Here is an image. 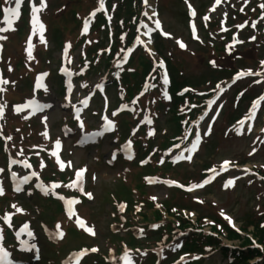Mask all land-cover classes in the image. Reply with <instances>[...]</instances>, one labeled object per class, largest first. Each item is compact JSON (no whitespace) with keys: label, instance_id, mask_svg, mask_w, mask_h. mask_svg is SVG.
Wrapping results in <instances>:
<instances>
[{"label":"rangeland","instance_id":"rangeland-1","mask_svg":"<svg viewBox=\"0 0 264 264\" xmlns=\"http://www.w3.org/2000/svg\"><path fill=\"white\" fill-rule=\"evenodd\" d=\"M67 0L58 1L57 4L52 3L53 0H49L50 9L49 11L46 10L41 17L42 24L44 26V30L48 31V34L45 36L48 39L47 46L50 48L53 46L51 43V39L53 38L54 30L57 28L59 29V35L63 34V28H69L68 22L70 19V15L68 13L65 14L66 10L65 8H62L61 5L63 2ZM210 0H187V2H191L193 5H195L199 11L201 10L204 12L205 6L209 4ZM253 0H220L221 5L216 9L218 10L215 12L216 18H223L224 14H231L232 10L235 9L237 6L241 5L242 3L246 4L249 2H252ZM72 10L73 9H81L84 10L85 3H79L77 0L72 1ZM117 0L113 4L116 5ZM185 3L186 0H160V10H161V17L163 22L165 23L164 27L172 34V38L169 41H164L163 44V51L162 55L170 61V63H173L174 65H179L181 72L183 73V77H189L192 79L199 78L204 73V70H207L205 68V61H202L200 59V56L198 55V51H200V46L198 42H192L189 38H187L186 34V20L184 19L183 12L185 9ZM205 4L203 7L202 5ZM57 5V6H56ZM67 5V4H66ZM64 7V6H63ZM58 8V9H57ZM80 10V11H81ZM215 10V11H216ZM47 12V13H46ZM214 12V11H213ZM61 15V16H60ZM149 19L144 20L146 26L149 28L148 33L152 34L153 27L152 25H147ZM49 24V25H48ZM48 26V27H47ZM69 30V29H67ZM146 32V31H144ZM249 34H246L244 37H248ZM66 37H68L66 35ZM202 37V36H201ZM71 39V38H67ZM177 41H181L185 47L183 49L176 48ZM203 41H206L205 37H203ZM58 46V45H57ZM57 46H53V49L51 52L49 51L50 55L46 58L48 61L44 62L42 66H38L35 71H42V70H48L52 74L53 81H55L54 76V63L58 57L59 48ZM242 48H240L242 51L240 52L243 57L244 66L250 67L252 66V63L250 61V57L248 55V52L250 47L247 45H242ZM37 47L35 46V49ZM22 47H18V53L17 55H14L11 53L9 57L12 59V61H20V58L24 63L32 62V55L29 56L28 54L24 53L22 55ZM81 51L80 48L76 49V52L74 53V56L76 57L77 53ZM238 57L237 54H234L232 57L229 58V60H226L228 64H233V62L236 61V58ZM257 60H260V62L264 61V55L261 54L260 57L257 58ZM262 64V63H261ZM76 63H74L73 66H75ZM264 65V64H262ZM45 68V69H44ZM256 68V66H255ZM34 71V72H35ZM19 72V73H18ZM17 73L15 72L13 75L9 76L10 74H7V76L10 77L12 82H15L17 84V88L15 89L14 93L19 94L20 96L23 95L21 93L24 92V98L29 97V89H28V82H24L22 79L25 74V70L20 69ZM98 78H94L90 82L97 81ZM51 80V79H50ZM51 80V82H53ZM24 83V85H23ZM23 86V90L20 89V87ZM247 87V84L239 85V88L237 89H243ZM262 87V86H261ZM257 88V91H253V94L255 95L260 91V88ZM55 87L53 90L55 91ZM47 102L49 105H54V108L50 111V115L52 118L57 117V115L60 118H66V113L58 111V108H60V104L62 101H57L53 94H48L46 96ZM226 102V101H225ZM224 103V102H223ZM66 107H69V102H65L64 104ZM224 110L225 112L230 111L229 103H224ZM225 116L222 117L217 123V125L214 128L212 136L204 143L203 147L201 148L200 152L198 153V156L195 158L193 165L190 167H181L178 169H175V172H178L179 174H183L185 178L194 176L197 178L198 175V166L201 165L204 162L209 163H218L220 160H224L227 162H241L243 160L246 161L245 163V170H239L238 168L236 170H232L229 173H227V177L231 178L233 180V184L224 188L226 191H222L220 189V183L215 184L212 189H210L208 192H205L200 195L201 200L204 202L203 206H191L185 198H180L178 201H182V203L186 206H189L190 208H193L194 216L196 214H202L207 217H214L215 212H221L224 213V215H227L228 218L233 220L235 222L236 226H241L245 221H247L249 218H252V216L255 218H258V216L263 212L264 206L262 204L264 200V187L259 185L256 182H253L248 176H250V173H248V169L250 168H264V141H260L259 137L263 131H261V128L264 126V111L261 109L259 111V114L254 113L252 117L247 120L239 130H242L243 133H238L236 137L230 134L226 136H223V128L224 120L226 118ZM161 118L159 121V124H161ZM162 126V124H161ZM250 130H253L254 135L248 136ZM55 134H58V129L54 130ZM261 131V133H260ZM244 134V135H243ZM243 135V136H242ZM262 137L264 139V132L262 133ZM259 141H258V140ZM208 142H213L212 145H207ZM111 142H107V146ZM207 143V144H206ZM69 147V146H67ZM70 150V149H69ZM72 155L70 156V159L73 161V163L77 164H87L88 167V175L91 176H97V181L90 182V189L95 194V199L91 202H85L84 205L81 207V214L86 216L87 218V225L93 231L95 232L96 236L93 239H86L79 241H73L71 238L66 240L65 245L63 246L62 250L65 252L77 248L79 243L82 242V244H86L87 246H96L99 248V255L106 256L107 254L111 253L112 243H110V239L112 238L110 233V228L113 227H119V224L117 222H113L111 220V204L109 200H107V191L113 190V187L110 186L109 181H111L115 175L118 173H121V169L118 167H115L114 169L104 168L103 162H101L98 166H95L93 163V156L95 152H84L77 148H71ZM106 151V150H105ZM101 155V154H100ZM99 155V156H100ZM67 156L68 153H67ZM106 155L101 157V160H105ZM241 168V167H240ZM197 170V173L194 174ZM95 174V175H93ZM243 174L244 176L238 179L237 175ZM198 179V178H197ZM227 184V182L225 183ZM224 184V185H225ZM111 192V191H109ZM149 194L152 195L154 200H156L158 203L165 200L167 197L168 192L166 190H163L160 187H153L150 189ZM109 199V197H108ZM187 203V204H186ZM34 204L39 205L43 203H36ZM25 207L29 211L28 219H30L33 222V227L38 235H40L39 229H38V221L35 220L36 214L34 213V209L30 208L27 204H25ZM54 208V206L51 208V210ZM47 215H53V214H47ZM45 219V218H43ZM115 223V224H114ZM248 231H251V228L248 229ZM113 241V239H112ZM232 245H238L236 242H225ZM115 243V242H114ZM45 252H46V258L45 260L55 259L54 250H51L49 248V244L45 243ZM114 245V244H113ZM52 253V254H51ZM125 256L128 257V259H125ZM122 264H129L132 261H136L137 264L143 263L145 260V257H143V253H137L132 252L130 254L123 253L121 256ZM213 264H226L227 261L221 257L220 253L217 251L212 255ZM43 264V263H42Z\"/></svg>","mask_w":264,"mask_h":264},{"label":"snow or ice","instance_id":"snow-or-ice-1","mask_svg":"<svg viewBox=\"0 0 264 264\" xmlns=\"http://www.w3.org/2000/svg\"><path fill=\"white\" fill-rule=\"evenodd\" d=\"M21 2H22V0H14V4H15L14 7H4V8H3L4 21L7 23L9 29L11 28V25H12L13 19H15V18L19 15V9H20V7H21ZM186 2H187V0H186ZM216 2L219 3V0H216ZM5 3H6V4L10 3V0H5ZM45 6H46V5L44 4V0H39V7L32 6V8H31V15H32L31 24H32L33 30L39 29V31H40L41 33L44 31V25L38 20V18H37V13L40 12ZM103 7H104V0H100V8H103ZM189 7L191 8V6H189ZM261 7H264V5H262ZM206 18H207V17H205V19H206ZM87 27H88V25H87V23H85V25H84V29H85V31H87ZM156 28H157V29L160 28V23H159V21L156 22ZM6 30H7V29H0V31H6ZM193 32H195V29H194V28H193ZM161 34H162V35H165V36L169 35L168 33H163V32H162ZM3 39H6V37H5V36H0V40H3ZM41 41H43V36H41ZM137 42H139V38H137ZM177 43L179 44V46H180L181 48H184V47H185V45H184L182 42L177 41ZM29 47L31 48V44L29 45ZM29 56H31V52H29ZM212 63H213V65H214V62H212ZM261 63L264 64V61H262ZM160 67H161V68L164 67L163 62H160ZM9 70H11V69H9ZM242 75H260V73H259V72H257V73H252V72L249 70L247 73H238V74H237V78H239V77L242 76ZM42 78H43L42 76H41V77H37L36 85H35L36 88H43V87H45L44 84L41 82V81H42ZM168 82H169L168 79L165 77V78L163 79V83L166 85V84H168ZM0 83H2V84H7L8 81H6V80H0ZM257 83H259V81H257ZM219 87H220V86L217 85V88H219ZM70 88H71V85H69V89H70ZM3 90H4V89L0 88V91H3ZM165 95H166V94H165ZM166 98H168L167 95H166ZM260 99H264V96L260 97ZM33 103H35V102H33ZM209 103H211V101H209ZM258 103H259V100L256 101V102H254L253 105H252V113H253V114L255 113V110H256V107H257ZM20 110H21L20 107H18V108L16 109V111H18V112H19ZM2 115H3V108L0 107V116H2ZM241 123H243V121H241ZM109 126H110V125H109ZM207 134H208V133L206 132L205 135H207ZM8 139H11V137H8ZM200 140H201V136H200L199 132H197V133H196V136H195V140L191 143L190 148L186 149V151H188V152H192V151L196 150L197 147H198V144H199ZM129 146H130V144H129ZM57 147H59V142H58V141H57ZM53 154L55 155V153H53ZM187 159H191V157L189 156V157H187ZM11 163L15 164V163H17V161L12 160ZM224 163L227 164L228 162L225 161ZM24 167H25V168L29 167V165H28V163H27L26 161L24 162ZM61 167H63V165H62ZM3 171H4V169H0V172H3ZM82 171H84V170H78L77 175H80V173H81ZM11 175H12L13 178H15L16 173H15V172H12ZM31 175H32V176H36L37 174H36L35 172H33ZM28 180H29V177L25 176L23 182H24V183H27ZM207 182H208V181L206 180L205 183H207ZM169 183H174V182H169ZM232 184H233V180H229V181L227 182V184H225V187H228V186H230V185H232ZM199 186H201V185H194V187H199ZM37 187H41V188H43L42 185H37ZM52 187H53V188H54V187H57V185L53 184ZM17 190H19V188H17ZM3 194H4V190H3L2 187H0V195H3ZM45 194H46V195L48 194L47 190H45ZM86 195L88 196L89 199L92 198L90 193H86ZM153 199H155V198H153ZM76 202H77V201H73V200H69V201H68V205H69V207H68V213H69L70 216H71V214H72V208H71V205H72L73 203H76ZM13 207L15 208L16 206L13 205ZM16 211L19 212V211H22V210L19 209V208H16ZM221 215H224V213L221 212ZM225 219H229V223H231L230 218H228V217L225 216ZM4 221H5V223H8V221H9V217H8L7 215L4 217ZM77 223H78V224H83V221L78 220ZM25 228H27V226H25ZM57 228H59V226H57ZM88 231L91 232L92 229L89 228ZM28 235H31V233L29 232ZM57 235H59V236L62 237L63 233H59V232H58ZM0 239H2V236H0ZM91 251L95 252L96 249L93 248ZM8 256H9V253L6 252V251L3 249V247H0V264H11V261L8 259ZM125 259L127 260L128 257L125 256Z\"/></svg>","mask_w":264,"mask_h":264},{"label":"trees","instance_id":"trees-1","mask_svg":"<svg viewBox=\"0 0 264 264\" xmlns=\"http://www.w3.org/2000/svg\"><path fill=\"white\" fill-rule=\"evenodd\" d=\"M137 4H138V0H121V3H120L121 8H120V10L124 7V9L127 12V15H132V14H134V11H136V9L138 8ZM170 73H171V77H172L171 93H172V95H174V93L178 90V88H180V87H182L184 85H187V82L184 79H182L181 77L178 76L177 71L175 69L170 70ZM173 106H174V109L172 111V115H171L170 121L172 123H174L173 124L174 127H175L174 133H178L180 128H179V125H178V117L175 115L176 104H174ZM137 188L141 189V186L138 185ZM125 194H126L125 197H130L129 196V192L127 190L125 191ZM153 218H154V220H159L160 219V214L158 212H154L153 213ZM254 234H255L256 237H258L259 243L264 245V240H263V237H262V236H264L263 235L264 234L263 231H261L257 227H255V233ZM228 238H230V239H238L239 237L237 235L229 232ZM249 244H250L249 241L247 239H245L241 246L247 247V246H249ZM253 255L261 256L262 254L260 253L259 250H255V251H252V252L248 251L247 253H240L239 258H235L236 261H237L236 264H245L244 263L245 260L247 258L249 259V258L253 257Z\"/></svg>","mask_w":264,"mask_h":264}]
</instances>
